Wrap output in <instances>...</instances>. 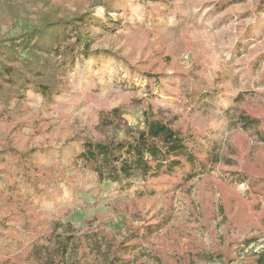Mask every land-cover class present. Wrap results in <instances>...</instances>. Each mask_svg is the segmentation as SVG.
Instances as JSON below:
<instances>
[{
	"label": "rangeland",
	"instance_id": "obj_1",
	"mask_svg": "<svg viewBox=\"0 0 264 264\" xmlns=\"http://www.w3.org/2000/svg\"><path fill=\"white\" fill-rule=\"evenodd\" d=\"M14 1L0 0V38L55 11L56 20L86 12L102 23L89 31L97 59L69 69L52 101L29 91L13 113L0 108V264H40L33 251L68 229L104 251L135 234L127 246L140 254L121 255L130 264H242L263 248L264 0H127L111 21L100 3L121 0ZM243 113L260 129H246ZM145 114L202 137L201 150L221 163L188 183L101 184L77 160L82 140L123 138L144 128ZM87 253L92 262L97 253Z\"/></svg>",
	"mask_w": 264,
	"mask_h": 264
},
{
	"label": "trees",
	"instance_id": "obj_2",
	"mask_svg": "<svg viewBox=\"0 0 264 264\" xmlns=\"http://www.w3.org/2000/svg\"><path fill=\"white\" fill-rule=\"evenodd\" d=\"M6 1L9 2L7 6L11 4V0ZM131 1L142 4L148 2ZM127 2L121 0L107 4L104 1L100 4L107 8V19L111 21V14L114 12H126ZM55 13L57 12L51 13L52 16L48 19L44 18L39 27L16 37L0 38V108L4 112L13 113L15 109L10 110V104L20 106L19 100L29 91L41 95L48 102L52 101L55 93L65 88L63 79L69 69L77 62H83L85 58L97 59L98 52L90 49L89 40L93 36L89 31L95 23H102L101 20L85 12L73 20L63 18L60 21L54 19ZM57 57L62 59L60 66L55 62ZM113 113L118 114L119 111L115 110ZM144 118L142 130L132 133L126 129L123 138L82 140L77 160L101 184H122L124 181L162 176L188 183L191 179L207 174L210 168L221 163L219 154L201 150V146L206 143L202 137L182 136L168 123L150 118L146 114ZM240 119L246 129L261 127L258 117L243 113ZM115 120H118L121 128L124 127L122 120ZM259 135L264 142V132H259ZM179 174L183 178H179ZM172 185L176 184L172 182ZM140 197L144 195L140 194ZM152 228L148 229L145 238L152 236ZM129 236L131 242L136 238L135 234ZM131 242L128 241L118 248L108 244L104 251L102 242L99 243L96 239H92L91 243L87 242V238L76 237L68 229L63 234L52 235L48 244L33 251L32 257L40 264H130L132 259L121 255L135 258L140 254L130 252L127 245ZM257 243L259 240L256 237L244 241L246 247ZM88 250L97 253L92 262L87 261ZM181 253L185 256V261L191 262L189 254L184 251ZM242 264H264V244L262 249L244 256Z\"/></svg>",
	"mask_w": 264,
	"mask_h": 264
}]
</instances>
